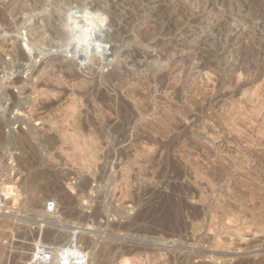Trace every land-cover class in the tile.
Returning a JSON list of instances; mask_svg holds the SVG:
<instances>
[{"label":"rangeland","instance_id":"obj_1","mask_svg":"<svg viewBox=\"0 0 264 264\" xmlns=\"http://www.w3.org/2000/svg\"><path fill=\"white\" fill-rule=\"evenodd\" d=\"M0 195V264H264V0H0Z\"/></svg>","mask_w":264,"mask_h":264},{"label":"built area","instance_id":"obj_2","mask_svg":"<svg viewBox=\"0 0 264 264\" xmlns=\"http://www.w3.org/2000/svg\"><path fill=\"white\" fill-rule=\"evenodd\" d=\"M5 202L4 196L0 195V210ZM57 211V206L54 202H48L45 208V214L53 215ZM7 213L0 212V217ZM68 240L63 244H50L46 242H35L34 244H27L31 246L30 253L27 254L24 262H15V264H89L90 253L83 244L85 237V230L80 226H73ZM14 232L5 231L0 228V247L12 251V246L17 241L14 240ZM13 254V252H11ZM22 252H15L20 255ZM10 258H7V260Z\"/></svg>","mask_w":264,"mask_h":264},{"label":"bare ground","instance_id":"obj_3","mask_svg":"<svg viewBox=\"0 0 264 264\" xmlns=\"http://www.w3.org/2000/svg\"><path fill=\"white\" fill-rule=\"evenodd\" d=\"M94 3H96V2H94ZM93 4V3H92ZM99 4V3H98ZM95 5V4H94ZM53 30V28H49V31H51V33L53 32L52 31ZM55 32V31H54ZM108 32V31H107ZM60 33V34H59ZM55 34H59V36L61 37L62 35H63V33H61V31L59 32V30H58V32H55ZM64 36V35H63ZM99 43H101V42H99ZM75 44V43H74ZM79 45V44H78ZM78 45H73L72 44V50L71 51H73L74 53V55H76L77 57H79V58H81V61H84L85 60V58L86 57H84V54L85 53H91V51L90 52H88L87 50H83V49H81ZM96 45H98V43H96ZM100 45V44H99ZM84 47V46H83ZM90 46H88V48H89ZM92 47V46H91ZM106 47V46H105ZM111 47V46H110ZM95 48V47H94ZM69 49H71V48H69ZM84 49H86V47L84 48ZM108 49V48H107ZM111 49V48H110ZM104 50V49H103ZM71 51L69 50V52L71 53ZM108 51V50H107ZM109 52V51H108ZM68 53V52H67ZM101 53V52H100ZM84 57V60H82V58ZM85 56H86V54H85ZM89 56H90V54H89ZM92 56V55H91ZM90 56V57H91ZM87 57H88V54H87ZM93 58V57H92ZM88 59V58H87ZM86 59V60H87ZM85 60V61H86ZM88 60H90V59H88ZM64 63V62H63ZM62 63V64H63ZM61 64V68L64 70L65 68H67V67H65V65L63 64L62 65ZM70 66V65H69ZM60 68V67H59ZM58 68V69H59ZM69 69H70V67H69ZM73 76H75V74L73 75ZM72 77V76H71ZM18 82V81H17ZM13 85H15L16 84V81H12L11 82ZM162 86V85H161ZM165 200V199H164ZM169 200V199H168ZM183 200V199H182ZM178 201V200H177ZM179 202V201H178ZM182 202V201H181ZM185 202V201H184ZM184 202L183 203H179V204H173L172 203V201L171 200H169L168 201V203L167 204H169V209L167 208V211H168V222H166V223H169V226H172V227H170V228H172L171 230H172V234H175V233H180L181 232V230L183 229L182 227H180L181 225H180V222H181V219H183L182 217V212H183V210H184V208H187L185 205L186 204H184ZM4 204H5V202H4ZM7 204V203H6ZM163 205H166V204H163ZM167 206V205H166ZM164 209V208H163ZM163 211V210H162ZM164 211H165V209H164ZM165 213V212H164ZM167 214V213H166ZM196 215V214H195ZM166 216V215H165ZM9 218V217H8ZM165 220V219H164ZM179 224V225H178ZM165 225V224H164ZM166 227H167V224H166ZM167 229L169 230V231H171L170 229H169V227H167ZM183 231H184V229H183ZM51 232L49 231L48 233H47V235H49V237L51 236V238L53 237V238H55V233L53 234V233H51ZM170 233V234H171ZM182 233V232H181ZM168 235V234H167ZM181 235V234H180ZM179 235V236H180ZM165 236V235H164ZM176 236V235H175ZM48 237V236H47ZM48 237V238H49ZM177 237V236H176ZM181 237V236H180ZM48 238H46V239H48ZM45 239V238H44ZM45 239V240H46ZM60 239H61V237H60ZM184 239V238H183ZM179 241V240H178ZM56 242V241H55ZM58 242V241H57ZM91 243V242H90ZM92 248L94 249V253H95V255H97V254H100V250L98 251L97 250V247L95 246V245H92ZM2 249H4V247H2ZM12 251H10L9 253L10 254H12L11 253ZM10 254H8L9 256H10ZM11 257H12V255H11ZM10 257V258H11ZM90 261H91V257H90ZM89 264H90V262H89Z\"/></svg>","mask_w":264,"mask_h":264}]
</instances>
